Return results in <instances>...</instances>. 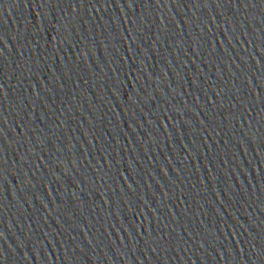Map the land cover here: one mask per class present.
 Masks as SVG:
<instances>
[{"label": "water", "instance_id": "obj_1", "mask_svg": "<svg viewBox=\"0 0 264 264\" xmlns=\"http://www.w3.org/2000/svg\"><path fill=\"white\" fill-rule=\"evenodd\" d=\"M0 264H264V0H0Z\"/></svg>", "mask_w": 264, "mask_h": 264}]
</instances>
